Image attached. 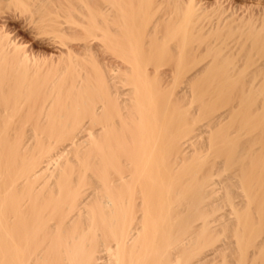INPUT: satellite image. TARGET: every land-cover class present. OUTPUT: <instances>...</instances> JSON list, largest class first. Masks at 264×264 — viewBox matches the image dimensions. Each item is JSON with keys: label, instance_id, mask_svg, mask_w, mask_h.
I'll return each instance as SVG.
<instances>
[{"label": "bare ground", "instance_id": "6f19581e", "mask_svg": "<svg viewBox=\"0 0 264 264\" xmlns=\"http://www.w3.org/2000/svg\"><path fill=\"white\" fill-rule=\"evenodd\" d=\"M236 3L0 0L64 47L0 24V264H264V5ZM194 101L235 102L205 143Z\"/></svg>", "mask_w": 264, "mask_h": 264}, {"label": "rangeland", "instance_id": "374dc122", "mask_svg": "<svg viewBox=\"0 0 264 264\" xmlns=\"http://www.w3.org/2000/svg\"><path fill=\"white\" fill-rule=\"evenodd\" d=\"M212 0H208V2H211ZM256 1H258V0H256ZM256 1L255 0H249L248 2H241V1H239V0H233V2H237L236 3V5L237 4H239V5H242V6H255V4H257L256 3ZM259 1H261L262 2V4L261 5H264V0H259ZM255 2V3H254ZM249 3V4H248ZM7 9H5V11L4 10H2L0 13V24H4L5 25V29H6V27H7V30L9 31V32H11V33H14V34H17V35H20V37L21 38H23V40H25L26 42L28 41V47L29 48H31V50H33V51H42V52H47V53H54L55 55L57 54V53H59L60 52V50L61 49H64V47H62V46H60V45H57V44H53V43H51L52 41L50 40V35L48 36V35H46V34H40V33H45L44 31H42L43 29H42V26L39 24V25H36V26H34L33 27V25H31V24H28L27 23V21H26V18H27V13H25V12H22V10L21 9H19V11H18V9H15V10H13V12H12V10H9L8 9V11H6ZM4 11V12H3ZM6 12V13H5ZM8 12V13H7ZM3 23H2V22ZM9 26V27H8ZM73 25H71V27H72ZM39 33V34H38ZM70 40H72V38H70ZM94 43V45H96V46H98V42L99 41H93ZM50 43V44H49ZM52 45V46H51ZM57 45V46H56ZM61 47V48H60ZM239 57H237V60H241V62L239 63V65H245V63H244V61H243V59L245 58H242L243 56H245L244 55V53H242L241 52V54L240 55H238ZM252 57H253V55H252ZM240 58V59H239ZM261 64H262V58H260V55H258V54H255L254 55V61L253 62H249V64H246L247 65V68H248V71L250 72V73H252V72H256V71H258L259 69H258V67H260L261 66ZM199 67V66H198ZM198 67L197 68H195V69H193L191 72L192 73H194L197 69H198ZM171 65H167V66H165V67H162V71H164V73H166V72H169L170 70H171ZM148 70L149 71H151V72H153L154 71V67L151 65V66H149L148 67ZM191 72H190V74H191ZM188 75V76H191V75ZM262 78V77H261ZM261 82H262V79L260 80ZM259 80H257V86H259L258 85V82H260ZM162 82H164V81H156V82H154V85H158V86H156V87H159V85H163V83ZM156 83V84H155ZM259 84H261V83H259ZM185 85L184 84H180V85H178L177 86V88H176V90L178 91V92H180L181 91V89H182V87H184ZM238 103V102H237ZM259 103V102H258ZM200 104H202V103H198V102H196V101H194V102H192L191 104H190V107L188 108V107H186V111L188 112V117H189V119H190V117L192 118V122H191V124L189 125V126H191L192 127V129L194 128V130H195V132L197 131V130H199V128H201L202 126H204V125H209L208 124V122L209 123H211V122H213V123H211L212 125H214V121L216 122V117H220V116H223V114L225 115L226 113H229L230 112V109L231 108H234V104H235V102H233L232 103V105L231 106H228L227 108H225V106H222V105H216V106H214L213 108L212 107H208V108H205L204 107V103L202 104V108H203V110L204 111H200L202 108H200L201 106H200ZM221 106V108H219ZM230 107V108H229ZM218 108V109H217ZM212 110H214V112H212ZM199 112H200V114H199ZM209 112V113H208ZM226 116H227V114H226ZM215 117V118H214ZM213 119H215V120H213ZM211 120H213V121H211ZM191 121V119L189 120V122ZM206 126L205 127H202L203 129H200V132H202L203 134V136L201 135L200 136V139H203L204 140V142L203 141H201V143H205V141L208 139L207 137H209V135L211 134L209 131H211V128H209L210 126H208V128L206 129ZM190 127V128H191ZM197 129V130H196ZM206 129V130H205ZM207 130H209V131H207ZM233 132H234V134H235V129L234 128H232L231 129ZM231 131V132H232ZM237 131V130H236ZM200 132L198 131V134H200ZM208 132V134H205V133H207ZM232 132V133H233ZM197 133V132H196ZM207 136V137H206ZM251 137V136H250ZM248 138V137H246V139L248 140H251V138ZM205 138V139H204ZM207 138V139H206ZM190 139V136H186V137H184V136H182V138L180 139V142L181 143H185L186 141H188ZM257 146H259V145H256L255 147V149L256 150H259V148H260V146L259 147H257ZM211 153V152H210ZM210 153H205V155H206V157H207V159H208V161H210V162H212V160L214 159V156H212V153H211V155H210ZM209 157H211V158H213L212 160H210L211 158H209ZM222 158H218V160H215V161H217L216 163L218 164V162L220 161V164H221V162L222 161H225V159L224 160H221ZM226 162V161H225ZM227 163V162H226ZM225 163V164H226ZM222 164L223 165H225L223 162H222ZM227 166L228 165H226V166H224V167H226L227 168ZM210 167V166H209ZM209 167L207 166L206 168H208L209 169ZM205 168V169H206ZM216 169V168H215ZM222 176V175H221ZM221 176H219V175H215L214 176V181H217V186H216V188H218V189H220V192L222 191V189H223V186L220 184L221 183V181H222V178H221ZM223 177V176H222ZM221 187H222V189H221ZM239 201V200H238ZM236 202H237V200H236ZM254 206V205H253ZM208 249V248H207ZM200 253H201V251H200ZM199 253V254H200ZM198 254V255H199ZM202 254V253H201ZM100 255V254H99ZM196 258H198V256H195ZM194 257V259H196ZM199 257H200V255H199ZM197 260V259H196Z\"/></svg>", "mask_w": 264, "mask_h": 264}]
</instances>
